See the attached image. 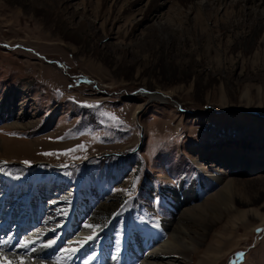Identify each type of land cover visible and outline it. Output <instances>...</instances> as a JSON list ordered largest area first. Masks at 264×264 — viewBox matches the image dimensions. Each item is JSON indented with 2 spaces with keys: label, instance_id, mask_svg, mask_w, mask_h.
Returning a JSON list of instances; mask_svg holds the SVG:
<instances>
[{
  "label": "rangeland",
  "instance_id": "rangeland-1",
  "mask_svg": "<svg viewBox=\"0 0 264 264\" xmlns=\"http://www.w3.org/2000/svg\"><path fill=\"white\" fill-rule=\"evenodd\" d=\"M186 5L0 0L4 211L75 208L112 257L156 248L171 223L181 264H264V15L203 4L215 18L194 24Z\"/></svg>",
  "mask_w": 264,
  "mask_h": 264
},
{
  "label": "bare ground",
  "instance_id": "bare-ground-1",
  "mask_svg": "<svg viewBox=\"0 0 264 264\" xmlns=\"http://www.w3.org/2000/svg\"><path fill=\"white\" fill-rule=\"evenodd\" d=\"M146 1L155 2V0ZM199 1L179 0L183 6L187 4L189 12L194 13L193 21L189 19L190 16L185 15V21L183 22L200 23L202 25L206 23L207 25L211 19H214L215 16L211 17L206 14L205 9L202 8L205 6L203 4H206L207 8L215 7L217 11L219 9L224 10L226 18L229 20L233 19V17H238L237 20L259 19L258 22H260V19H263L262 14L264 15V0ZM216 4L217 6H215ZM179 14L181 13L179 12ZM174 20L182 23L183 19L181 17L180 19L178 18V21L177 19ZM153 92L149 93L144 88H141L139 93L161 100H166L164 96H170L165 91L155 90ZM228 184H226L227 187L230 185ZM34 191L28 195V201L31 207L41 206L40 198L36 196ZM190 193L187 194L188 200L193 194L192 191ZM8 196L9 194L6 193L0 195V254H2L0 256V264H78L80 258L84 255H89L90 252L93 253V256L90 259H86V264H116L117 262L122 264L125 261H129L128 259L132 257L138 259V264H181L172 255L180 254L186 257L188 255L189 243L185 241L183 235L180 234L181 232L170 223L168 224V238L156 248L152 250L142 249V252H140L141 250L138 251L134 245H130L125 252H120L118 256L112 257L108 254V235L104 239L107 244L104 242L96 243L97 234L92 229L82 226L79 215V218H75V208H72L74 210H70L67 214V219L63 220L60 217H56L57 208H54L55 204L53 203L54 206L48 207L49 209L52 208L53 212H50L47 217L44 215L36 218L32 215V208L31 212L26 208L28 203L24 206L25 208L22 207L23 209H19L17 205H11L4 211L3 207L6 208L5 202ZM11 203L13 201L8 202V205ZM12 223H16L15 227H8ZM88 237L93 238L87 239ZM22 240H30L32 243H29L26 248L20 247L19 242ZM102 252L106 255L99 258Z\"/></svg>",
  "mask_w": 264,
  "mask_h": 264
},
{
  "label": "snow or ice",
  "instance_id": "snow-or-ice-1",
  "mask_svg": "<svg viewBox=\"0 0 264 264\" xmlns=\"http://www.w3.org/2000/svg\"><path fill=\"white\" fill-rule=\"evenodd\" d=\"M79 147H80V148H83V145H81V146H79ZM74 150H75V149H72V150H69V151H74ZM24 163L27 164L28 162L25 161ZM92 238H93V237H88L87 239H92ZM29 243H32V241H30V240H29V241H23V240H22V241L19 242V246H20V247H25V248H26V247L28 246ZM237 255H238V256H242L243 254L240 253V254H237ZM0 256H2V254H0Z\"/></svg>",
  "mask_w": 264,
  "mask_h": 264
}]
</instances>
